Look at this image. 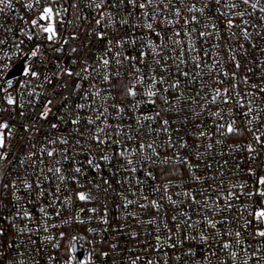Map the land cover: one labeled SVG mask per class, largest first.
<instances>
[{"label":"built area","instance_id":"built-area-1","mask_svg":"<svg viewBox=\"0 0 264 264\" xmlns=\"http://www.w3.org/2000/svg\"><path fill=\"white\" fill-rule=\"evenodd\" d=\"M28 2L34 3V0H23V2L13 0V7L5 8V11L0 13V24L4 26L0 29V40L5 41L4 44H0V57L3 58L0 59V64L10 65V69L5 73V78L14 80L13 88L10 91L18 102L24 105L25 113L21 116V109L18 107H15L13 111H0V122L7 121L12 128V136L7 140L10 163H0L5 169L7 178L0 188V264H20L21 261L23 264H69V262L70 264H131V261L136 257H140L136 264H148L150 260L154 264H165V261L167 264H208L209 260L212 261V264H221L222 261L224 264H242L243 259L252 251L249 249L245 253L242 248L255 245L260 240L258 237L253 239L251 233L254 232V228L249 226L246 229L243 227V223L244 219L250 218L251 211L261 206V197L256 195L249 197L246 193L257 192L258 179L264 176V146L257 145L254 137L246 130L236 135L221 136L216 133L213 120L208 113L216 111L218 108L226 109L228 106L220 104L219 101L217 104L207 103V101H210L211 95L214 94L212 89L230 87L233 81L220 75L218 78L224 80V84L217 85L215 83L216 72L209 73L207 68L202 69L203 75L189 77H178L175 68H171L168 72L157 69L156 75L164 76L169 84L177 78L180 80L181 86L178 90L164 94L170 103H175L178 111H161V115L157 117L156 121H142L144 126L140 127L138 132L132 131L130 134L135 139L129 141L126 139V135L129 134L128 126L136 127L135 120L130 118L132 113L126 108L123 115L117 116L116 109L111 105L119 104L126 107L131 103V98L124 96L123 87L129 82L128 74L131 69L127 61L123 66H117L113 61L105 69L103 65L99 64L97 58L105 54L112 57L114 52L138 56L139 42L136 45L126 44L123 48L116 46L115 42L131 36L139 37L143 34L144 29L133 28L136 18L128 17L127 9L124 7H112L111 5L115 4L116 0H107L105 10L112 13L117 23L107 29L100 27L99 30L106 32V35L103 40H99L94 33L89 34V30L95 27V20L99 17L93 8L85 6L87 0H60L66 7L74 2L80 5L78 13L69 7V12L63 17L73 21V24H65L63 27L57 24V29L63 37L67 38L75 33L78 38L70 40L68 45H64L62 52H56L55 49L61 47L62 41L50 44L39 28L33 29L30 23H27L38 18L41 7L36 6L32 10H28L25 7ZM204 2L206 0H186L185 5H181L179 0H174L175 6L181 9L183 15L189 17L196 15L199 18V25H189V31L191 27H197L198 31H211L210 28L202 26L209 23L208 16H217L214 4H210L203 15L188 13L186 10L187 6L192 3H196L199 7ZM246 9L251 11L247 5L239 3L236 11H245ZM77 14L79 19H75ZM261 15L264 14L257 11L254 17L247 15L243 17L256 25L255 28L251 26V23L246 26L250 34V40L247 41L243 39L240 30L236 28L232 31L237 33V38L229 39V33L223 30L224 25L220 22L222 18L217 19L218 27L221 29L219 37H205L204 40H200L198 32L192 37L196 41L198 49H206L209 53V56L202 58V63L211 64L214 62V58H221L220 65H222L223 71L237 72L235 83L239 86L237 90L241 92V95L245 90L256 91L250 85L262 82L261 68L257 66L259 60L264 59V51H261L264 49V21L259 19ZM122 18L128 19V24L121 26L118 21ZM236 23L240 24L241 20L237 18ZM180 24H183V20L180 21ZM179 27L180 25H177V28ZM154 28L157 31L160 30V26L156 22H154ZM7 29H11V31ZM172 31L171 28L168 29L169 34ZM28 34L32 35L31 40L27 38ZM151 38L156 39L155 36ZM176 38L174 37V39ZM179 38L185 39V44L182 46L186 50L185 59L189 60L188 65L182 67L185 71L194 74L198 70L191 63L190 57L198 53L189 54L187 52L189 41L183 37V33ZM108 41L113 42V52L107 51ZM166 42L171 48V42ZM253 43L257 45L255 49L252 48ZM214 44H219V48H213ZM38 45L39 53L36 57H32L30 53ZM240 45H244L243 49L240 48ZM73 46L77 47L78 51L70 55L69 48ZM229 48L236 50L237 59L241 63V68L238 70L229 59ZM145 51L149 50L145 49ZM245 51H247V55L244 54ZM161 52L170 58L167 64L171 65L173 63L171 58L179 54V48L175 53L163 48H161ZM199 54L202 55V52ZM74 58L77 59L76 64L71 63ZM147 59L152 62L153 67H156L151 54ZM85 60L95 70L90 69L87 74L88 79L82 82L83 86L79 91H73L77 86L75 77L62 75L58 79L53 75L57 72L58 66L70 68L74 72L79 71ZM26 66H31L33 70L39 72L40 79L22 75ZM137 66L144 67L141 64H137ZM117 67H119L121 76L113 77L111 84L104 82L103 75L106 72L114 73ZM249 67L253 68V72L247 71ZM245 76L249 77L247 85L242 81ZM44 77H48L51 83L44 80ZM21 82L27 87L20 88ZM65 82L66 86H62ZM3 83L4 81L0 80V86H3ZM145 83H150V81ZM201 83L205 85L203 89L200 87ZM90 85L93 87H89ZM33 88L42 95L37 103L30 105L28 101L35 100V97H30L27 93ZM86 90L87 98H85ZM97 90H101L99 97L94 95ZM178 92H183L188 99L175 100ZM20 93L23 95H19ZM2 95L0 94V96ZM260 95L264 96V93ZM105 96H109V98L103 99ZM111 97H115V99ZM48 99L54 100L53 105L50 106L52 113L48 120H40L38 113ZM79 104H84L86 107L78 109L76 106ZM201 105H205V107L202 109ZM256 105L264 107V100H257ZM5 107L8 106L0 99V108ZM104 107H108L106 123L113 126L107 131L111 133L114 128L119 127L125 132V135L118 137L120 144L110 143L98 147L96 142L89 138V130L94 131L97 126L103 127V118L97 120L95 126L88 124L87 118L95 119L98 112H94L93 109L99 108V111H103ZM164 107V102L161 99L157 101L155 107L150 104H142L139 111L147 115H154L156 111ZM233 111L242 113L246 111V108L233 107ZM70 113L71 117H69ZM58 117H63V120ZM76 117L80 118V123L73 125L71 119ZM228 118L226 116V119ZM236 118L240 121L241 129H244L245 118L242 115H237ZM162 119L170 121V134L177 147H168V134L162 132L158 134L155 131L161 127ZM52 123L58 124V128H51ZM26 124L28 131H25ZM149 124L154 129L151 133L148 132ZM257 126L256 123L252 125L254 128ZM201 130L213 133L212 139L200 138L198 140L192 135V133L198 134ZM58 137L67 139L69 144L60 143ZM181 138L188 143L189 148L178 147ZM50 139L57 140V143L48 144ZM113 139H117V137L113 136ZM153 139L157 141V145L164 142L163 146L157 147L160 157H155V159L172 157L178 152L181 156H187L191 164L198 165V167L190 169L180 165L170 164L161 167L158 164H152L144 159L151 155V150L136 155H129L126 152L125 157L117 155V152L122 149L138 147L140 140L151 142ZM77 140L81 141V145H76ZM216 140H220L221 143L216 144ZM208 143L213 144L212 150L207 149ZM249 144L257 149V152L249 153L246 147ZM198 145L199 147H197ZM235 145L240 147H234ZM44 147L56 149L57 155L50 158L46 154H42L40 149ZM63 149H68L69 155L75 153L71 160L64 161L62 159L60 150ZM89 151L95 158V162L101 164L99 170H94L87 164V159L90 158ZM196 152L202 153L203 158L197 159L194 154ZM103 155H108L110 160H100ZM55 159H61V166L67 177L63 182L56 179L52 173L47 172V167L54 166ZM127 159L140 161L138 165H134L138 169L137 172L131 173L125 170ZM73 160L77 162L75 166L82 168L81 173L77 174L73 171ZM147 171L153 173L154 179L146 175ZM252 172L255 175L251 174ZM193 175L202 177V180L195 181L192 178ZM44 176H48L49 179L45 180ZM73 176L79 183L71 179ZM38 178L39 182L37 183ZM137 180L142 183H137ZM104 181L109 183L105 184ZM25 183H31L33 187L27 189L24 187ZM165 183H169L167 195H171L174 200L178 201L175 206L166 199L162 188L157 190ZM57 184L60 186V192H57ZM233 184H244L245 187L233 189L231 188ZM97 185L100 187L97 188ZM229 190L235 191L237 194H245L240 195L239 199L231 200V209L220 210L213 214L211 211L212 202L219 198V203L223 205L225 203L223 196ZM79 191L91 192L94 199L91 202L77 200L75 193ZM185 191H192L196 200L201 201V204L207 197L210 208L204 209L201 205L191 203L184 197ZM144 196H147V200L143 198ZM162 196H165L163 200ZM54 197L58 198L54 199ZM65 197H71L70 204L63 203ZM126 200H132L134 203L125 208ZM152 200L159 201L162 207L159 210L151 207L146 209L139 207V204H149ZM40 208H45L47 216L39 211ZM91 208H96L97 212L94 214L88 211ZM80 209H84V211H80ZM105 210L107 211L105 218L109 221L108 224L102 223L100 219L101 216H104ZM25 211L30 213L31 218L23 215ZM57 212L60 214L57 215ZM180 213H186L191 217V221H202L204 216L219 221H223L225 218L233 220L237 216L243 218L235 220L231 225L218 223L216 229H211L204 223H200L192 230L186 229L183 225L177 230L175 222L171 218L174 215L179 217ZM152 218H156L157 224L147 223ZM184 218L186 219V217ZM164 223H168L175 232L173 239L168 243L176 240L181 242L175 248L164 245L163 251L157 252L154 251V247L157 245L154 239L157 234L156 228H160L159 235L162 241L169 235L163 228ZM52 225H56V227H52ZM45 228L47 231L44 230ZM20 229H24V231H19ZM89 229L94 231H89ZM228 230L233 233L236 230L241 231V239L245 241V244L243 246L234 245L230 250H223L220 246L223 241L219 236H216V233H220L223 240H234V236L224 235ZM185 233L195 236L196 239H183ZM201 234L208 237L207 242L200 239ZM49 236L54 239H46ZM57 244L59 247L54 246ZM76 245L83 252L80 262L76 261ZM189 249L195 255H186ZM233 250L238 253L239 259H231L228 253ZM105 252L108 253V256L101 255ZM258 255L264 256V249H261ZM248 264H254V258L249 259Z\"/></svg>","mask_w":264,"mask_h":264},{"label":"snow or ice","instance_id":"snow-or-ice-1","mask_svg":"<svg viewBox=\"0 0 264 264\" xmlns=\"http://www.w3.org/2000/svg\"><path fill=\"white\" fill-rule=\"evenodd\" d=\"M23 2V0H21ZM179 3L181 5H185L186 0H179ZM239 3H242L244 5H247L251 11H248L247 9L245 11H236V9L239 6ZM210 4L215 5V12L217 13V16H208L207 20L209 23L204 24L202 27L204 28H210L211 31H198L197 27H191V30H188L189 25H199V18L196 15L185 16L183 15L180 8H177L175 6L174 0H116V3L111 5L112 7L120 6L127 9V16L128 17H135L136 23L133 24V28H142L144 29L143 34L139 37L131 36L128 38H123L120 40H117L115 42L116 46L123 48L126 44L136 45L138 42L140 43V51L138 56H129L127 54H124L122 52H114L112 57H108L107 54L104 56L98 57L97 60L99 64L103 65L105 69H107L110 64L114 61L117 66H123L124 62H128V66L131 69L129 72V82L125 84L124 87V96L131 98V103L128 104L126 107L121 106L119 104H112L111 107L116 109L117 116H121L125 113L126 108L128 111L132 113V116L130 118L135 120L136 127L133 128L132 125L128 126L129 134L126 135V139L131 141L135 139L130 133L132 131H139L140 127H143L142 121H156L157 117H160L161 111L164 112H170V111H178L176 108L175 103H170L167 96L164 94L169 91H175L178 90L181 86L180 80L177 78L173 80L170 84L166 80L164 76H157L156 72L157 69L163 72L170 71L171 68H175L176 73L179 76L183 77H189V76H201L203 75L202 69L207 68L209 73L216 72L217 79L215 80V83L217 85H223L224 80L219 79L218 77L222 75L225 79H231L233 81L232 85L230 87H216L215 89H212V92L214 94L211 95L210 101H207V103L211 104H217L219 101L220 104H223L225 106H228L225 108H218L216 111H209L208 115L213 120V126L216 129V133L219 135H236L240 134L243 130H246L248 133H250L255 140V143L257 145L264 146V107H261L259 105H256L257 100H264V96H261L260 94L264 93V59H260L257 66L261 68V83L256 84L253 83L250 85V87L256 91L249 92L244 91L243 95H241V92L238 91V85L235 83V80L237 79V72L233 71L231 73L227 71H223L222 65H220V59L221 58H214V62L211 64L208 63H202V58L209 56V53L206 49H198L196 47V41L192 39L193 34L198 32V36L200 40H204L205 37H219L221 29L218 27L217 19L222 18L220 21L224 25V31L229 33V39H235L237 38V33L235 31H232L234 28L240 30V34L242 35L244 40H250V34L247 30V27L251 21L247 19H243L245 15L249 17H254L256 12L264 14V0H206L201 6H197L196 3H192L191 5L187 6L186 10L188 13H200L203 15L205 13V10L209 7ZM107 5V0H87V3L85 6L93 8L96 11V15H98V19L95 20V27L93 29L89 30V34H95L96 38L99 40H103L105 38L106 32L100 31L99 28L103 27L105 29L111 27L117 21L113 18V15L110 11H106L105 7ZM36 6L40 7V14L38 18L32 19L30 22L31 27L33 29L39 28L40 32L44 35V38L51 44L55 43L57 41H62L61 47L55 49L56 52H62L64 50L63 46L68 45L70 40H76L78 38L77 34H73L67 38L63 37L61 35V32L57 29V24H60L61 27L65 24H73V21L66 20L63 17L69 12V7H71L73 10H76L78 13L80 10L79 3H72L70 6L66 7L64 4L60 2V0H34L33 2H28L25 4L26 9L32 10ZM13 7V0H0V13H3L5 11V8H12ZM167 13V14H166ZM172 17V18H170ZM86 18V17H85ZM239 18L241 20L240 24L236 23V19ZM23 19V18H22ZM75 19H79L78 14L75 16ZM260 20L264 21V15H261L259 17ZM183 20V24H180V21ZM119 24L121 26L128 24V19H120ZM154 22H156L160 26V30L157 31L154 28ZM177 25H180L179 28H177ZM251 26L253 28L256 27L254 23H251ZM4 26L0 24V29H2ZM172 29L173 31L171 34L168 33V29ZM8 31H11V29H7ZM183 33V37L187 38L189 41L187 52L189 54L191 53H198L196 55H191V63L195 66V68L198 70L194 74L190 73L188 71L184 70V67H186L189 63V60L185 59L186 50L182 46L185 44V39L179 38L181 37V34ZM155 36V40H153L151 37ZM174 37H177L174 39ZM27 38L31 40L33 37L31 34L27 35ZM171 42L172 47L169 48V44L166 42ZM4 40H0V44H4ZM23 43V41H21ZM113 42L108 41V52H113L112 47ZM244 45H240V48L243 49ZM257 45L255 43L252 44V48L255 49ZM161 48L167 49L173 53L177 52V49L179 48V54L172 57L173 63L171 65L167 64V61L170 59L168 56H164L161 52ZM213 48H219V44H214ZM145 49H148L149 51H145ZM78 51L77 47L73 46L69 48V54L76 53ZM261 51H264V49H261ZM202 52V55L199 54ZM228 52L230 53L229 59L234 64L235 69L241 68V63L237 59L236 50L229 48ZM39 53V45L36 49H34L30 55L32 57H36ZM152 55L153 61L156 67L152 66V62L148 61V56ZM245 55H247V51L244 52ZM7 55V54H6ZM121 57H123L121 59ZM218 57V54H217ZM0 59H3L0 57ZM72 64L77 63V59H72ZM137 64L144 65L143 68L138 67ZM184 66V67H182ZM10 69V65L0 64V80H3V86H0V94H3L0 96V99L4 101V103L8 106L5 108H0V111H13L15 107H18L21 109L20 115L23 116L25 113L23 111L24 105L22 103H19L17 98L13 96L10 89L13 88L14 80L13 79H6L5 73ZM91 70H95L92 68V65H90L87 60L82 62V66L79 71H73L70 68L64 67L60 68L58 66L57 72L53 75L56 76V78H60L62 75H66L68 77H75L77 79V86L73 91H79L81 87L83 86L82 82L88 79V73ZM249 73L253 72V68L249 67L247 69ZM22 75L28 76L31 78H35L37 80L40 79L41 74L31 68V66H26L23 70ZM121 76V73L119 71V67H117V70L112 72H106L102 79L104 82H107L111 84V80L113 77L119 78ZM44 80L51 83V80L48 77H44ZM146 81H150V83H145ZM242 81L244 84L249 83V77L245 76L242 78ZM42 87V85H40ZM66 86V82L62 85ZM27 85L21 82L20 88H26ZM89 87H93V85H90ZM201 89L205 87L203 83L200 85ZM101 90H97L94 95L99 97ZM28 96L35 97V100H29L28 103L30 105L35 104L39 101V97L42 95V93L37 92L35 88H33L31 91H29ZM19 95H23V93H20ZM207 95V94H206ZM85 98H87V90L85 94ZM109 96L103 97V99L107 100ZM112 99H115V97H111ZM66 99V97H65ZM163 100L165 107L156 111L154 115H147L143 112H140V107L142 104H150L154 107L157 105L158 100ZM181 99H188L184 96L183 92H178V94L175 96V100H181ZM54 100L48 99L45 101L44 106L42 110L38 113V118L40 120H48L49 115L52 113V107ZM255 105V107H254ZM78 109H83L86 107L84 104H79L76 106ZM88 107H91V105H88ZM205 105H201V108L203 109ZM233 107L237 109H244L246 108V111L242 113H235L233 111ZM94 112H98V115H96L95 119H92L91 117L87 118V122L90 125L95 126L97 120H101L103 118L104 126L103 127H95L94 131L89 130V138L96 142V145L99 147L101 145H108V144H120V140L118 137L125 135V132L120 129L119 127H116L113 129L111 133L107 131L108 128H112V125H109L106 123L108 118V107H104L103 111H99V108L93 109ZM254 113V114H253ZM71 113L69 114V117H71ZM199 115V114H197ZM237 115H242L245 120V128L241 129L239 126L240 121L236 118ZM226 116L229 117L226 119ZM58 119L63 120V117H58ZM71 123L73 125H77L80 123V118L76 117L75 119H71ZM161 127L158 130H155L159 133H165L168 134L167 138V146L168 147H177L175 142L173 141L172 135L170 134V121L168 119H162L160 121ZM256 123L257 127H252V125ZM148 132L151 133L154 131L152 129L151 124L148 126ZM51 128L56 129L58 128V124L52 123ZM7 130V132H5ZM27 124L25 125V131H28ZM79 131V129H77ZM193 136L196 137V139L200 138H207L208 140L212 139L213 133H209L206 131H199V133H192ZM12 136V128L9 125L7 121L0 122V163L8 162V147L7 140H9ZM113 136H116L117 139H113ZM60 143L62 144H69V141L63 137L57 138ZM57 143V140L50 139L48 140V144L54 145ZM164 142H161L160 145H157L156 140H152L151 142H146L144 140L139 141V146L135 147L133 146L131 149L125 148L117 152L118 156L125 157V153L127 152L129 155H136V154H142L147 150H151V155L144 157L145 160L149 161L152 164H158L159 166H167V165H180V166H187L190 169H194L198 167V165L191 164L187 156H181L178 152L172 156V157H163L159 160L155 159V157H160V153L157 151L158 146H163ZM216 144H220V140L215 141ZM76 145H81V141L77 140ZM181 149L189 148L190 146L186 141L181 138V142L178 145ZM199 147V145L197 146ZM234 147L239 148V145H235ZM247 151L249 153H255L257 152V149H255L251 144L247 145ZM91 146L89 145V149ZM207 149L212 150L213 144L208 143ZM42 154H46L47 157H55L57 155V150L54 148H41L40 149ZM196 155L197 159H202L203 154L196 152L194 153ZM32 155V154H30ZM60 155L64 161H68L72 159V156L75 155V153H72L69 155L68 149L60 150ZM89 159H87V164L93 168L94 170H99L101 168V164L98 162H95V158L91 156V151L88 153ZM255 158V157H253ZM100 160L108 161L110 160V157L108 155H103L100 157ZM43 163V161H41ZM140 163L139 160L134 161L132 159H127V167L125 168L126 171H129L131 173L137 172V167L134 165H138ZM74 168L73 171L77 174L82 172V168L80 166H75L77 164L76 161L73 160ZM52 167H47V172L52 173L56 179H58L60 182H63L67 177L64 175V169L61 166V159H55L53 161ZM43 172V168L41 169ZM251 172V170H250ZM251 174L255 175L254 172ZM146 175L149 178H153V173L151 171H147ZM195 181H201L202 177L193 175L192 177ZM45 180H48V176H44ZM72 180L79 183L78 180H76V177H71ZM39 182V178L37 180V183ZM105 184L109 183L108 181H104ZM137 183H142V181L137 180ZM170 183V182H169ZM169 183H165L157 188V190H160V188L163 189L166 199L175 206L178 201L174 200L171 195H167ZM223 184V181H221ZM258 185L259 188L257 192L252 193L248 192L246 195L249 197L256 195L261 197L260 205L257 208H255L253 211L249 213L250 218L244 219L243 227L248 228L249 226H252L254 228V232L251 233L252 238H260V240L255 245H248L247 247L242 248V250L247 253L249 249H252L250 255L246 256L242 264H248L249 259L254 258V264H264V256L258 255V253L261 251V249H264V176L260 177L258 179ZM24 187L27 189H31L33 185L31 183H25ZM97 188L100 187V185L96 186ZM240 188L243 189L245 187L244 184H233L231 185V188ZM57 192H60V186L57 184ZM43 194L42 191L40 193ZM201 195L203 193H200ZM245 193L237 194L235 191L229 190L225 196H223V199L225 203L221 205L219 203V198L216 201L212 202L211 211L213 214H215L217 211L223 210L227 211L232 208L231 200L232 199H239L240 195H244ZM184 197L190 200L191 203L201 205L204 209H209L210 205L207 202L208 198H205V201L201 204V201L196 200V196L193 194L192 191H185L183 193ZM76 199L82 202H91L94 199V196L91 192H83L79 191L75 193ZM165 196H162L161 199L163 200ZM58 197H54L56 199ZM145 200H147V196L143 197ZM71 197H65L63 203L64 204H70ZM134 201L132 200H126V203L124 204V207L127 208L129 205L133 204ZM139 207L142 209L146 208H156L159 210L162 205L157 200H152L149 204H139ZM40 212L44 213L45 216H47V213L45 211V208H40ZM80 211H84V209H80ZM88 211L91 213H96V208H91ZM60 213L57 212V215ZM23 215L25 217L31 218L30 213L24 212ZM107 216V211L105 210L104 216H101L100 219L102 223L108 224L109 221L105 218ZM186 217V219L184 218ZM243 217L237 216L234 217L233 220H225L219 221L214 220L208 216H204L202 221H191V217L188 216L186 213H180L179 217L174 215L172 216V221L175 222V228L178 230L183 225L186 229L192 230L194 229L198 224L204 223L207 227L211 229H216L218 223H227L231 225L235 222L237 219H242ZM83 222V221H81ZM149 224H157L156 218H152L149 221H147ZM52 227H56V225H52ZM163 228L167 230L169 235L162 241L161 236L159 235L160 228H156V235L154 239L157 242V245L154 247V251H163V246L167 245L169 248H175L178 243L181 241L176 240L172 243H168L169 240L173 239V236L175 235V232L172 228L169 227L168 223L163 224ZM47 231V228L44 229ZM19 231H24V229H20ZM89 231H94L93 229H89ZM135 235V233H132ZM224 235L228 237H233L234 240H223V236L220 235V233H216V236H219L220 239L223 241L221 243V248L223 250H230L235 246H243L245 244V241L241 239V231L236 230L234 233L231 230H228L224 233ZM61 236H63V233H61ZM215 239V237H213ZM48 240L54 239L53 237L49 236L46 237ZM75 239V237H74ZM183 239L185 240H195L196 237L193 235H190L189 233H185ZM200 239L207 242L208 237L201 234ZM55 247H59V245H54ZM115 247V245H113ZM213 255L215 253H212ZM229 256L233 260L239 259L238 253L236 251H230ZM103 256H108V253H101ZM186 255H195V253L192 252L191 249L188 250ZM91 257L89 256V259ZM140 257H136L131 261V264H136L137 260H139ZM207 259V258H206ZM20 264H23V261L20 262ZM70 264V262H69ZM148 264H154L153 261H148ZM165 264H167V261H165ZM208 264H212V261L209 260ZM221 264H224L222 261Z\"/></svg>","mask_w":264,"mask_h":264},{"label":"trees","instance_id":"trees-1","mask_svg":"<svg viewBox=\"0 0 264 264\" xmlns=\"http://www.w3.org/2000/svg\"><path fill=\"white\" fill-rule=\"evenodd\" d=\"M7 180L6 178V174H5V169L3 167L2 164H0V188L3 184V182H5Z\"/></svg>","mask_w":264,"mask_h":264},{"label":"water","instance_id":"water-1","mask_svg":"<svg viewBox=\"0 0 264 264\" xmlns=\"http://www.w3.org/2000/svg\"><path fill=\"white\" fill-rule=\"evenodd\" d=\"M76 252H77V258L76 261L80 262L82 260L83 252L82 250L76 245Z\"/></svg>","mask_w":264,"mask_h":264}]
</instances>
